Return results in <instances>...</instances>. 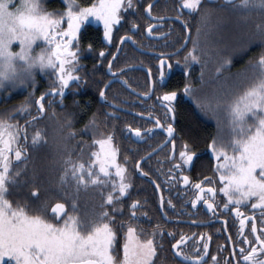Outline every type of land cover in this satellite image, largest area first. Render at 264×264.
Instances as JSON below:
<instances>
[{
    "label": "snow or ice",
    "instance_id": "snow-or-ice-1",
    "mask_svg": "<svg viewBox=\"0 0 264 264\" xmlns=\"http://www.w3.org/2000/svg\"><path fill=\"white\" fill-rule=\"evenodd\" d=\"M61 3H65V0H61ZM135 6L136 0H94L85 6L79 0H66V7L48 9L45 0H19L18 3L16 0H0V90L6 89L11 93L20 86L26 89L31 86L32 89L19 107L0 114V264H157L154 257L157 256L158 247L163 245H158L156 238H162L165 229L156 224L149 232L138 223L141 216H147V213L136 211L144 205L137 199L131 200L127 220L117 219L109 211L113 206L123 209L121 199L130 194L132 187L127 170L129 158L125 156L124 163L118 160L119 149L114 144V132L99 133L100 138L87 145L93 148L87 157L84 147H81L78 156L73 157V148L67 144V139L77 133L70 128L73 122L71 115L65 114L62 122L57 119V124L60 130H69L63 134L62 141L57 142L55 151L59 155L51 161L53 168L56 165L62 168L55 180L59 198L55 203H51L52 197L39 199L41 189L35 186L39 171L51 172L53 168H46L44 163L37 165L35 161L32 163L31 194L37 202L33 205L17 202L13 206L7 198L9 186L21 183L20 177L28 166L29 154L24 146L29 142L27 126H35L37 120L48 114L47 108L54 103L53 99H47L48 96L59 95L62 104L65 90L71 82L86 81V77L80 75V68L84 67L80 63L81 54L91 51L93 46L89 43L86 48L82 47V26L90 17L102 22L103 35L107 41H111L114 26L122 20V10ZM153 7L154 0H149L145 14L149 20L156 22L147 23L145 34L149 38L165 35L155 31V28L164 27L163 21L171 19L155 15ZM180 8L190 13L199 12L196 36L184 37L185 40L191 39L192 47L182 61H177L184 65L186 78L190 75L193 61L201 64V85L205 83V69L209 60L214 62V71L218 74L210 95L191 82L184 84L183 92L195 100L203 113L217 116L220 109H226L230 117V138L225 140L219 135L213 136L207 144L210 154L215 158L214 174L195 182L185 174L190 170L185 165L194 166L195 160L199 158L195 150L199 136L195 130L189 132L188 139L181 142L178 156L175 154L176 141L171 138L175 135L178 90L163 91L157 96L164 113H146V117L153 120L151 127L143 129L129 123L126 128L136 137L157 127L164 129L173 146L171 159L175 161L170 169L173 175L169 184L175 181L177 185H191L193 197L185 204L196 207L202 202L207 211L219 216L225 227L227 221L221 210H227L235 204L230 210L238 219L236 236L241 239L234 240L229 256L242 259H233L232 264H264V0H217L214 6L203 0H183ZM178 18L190 33V21L184 19L183 13L179 11ZM233 18L235 26L243 32L237 50L245 51L258 41L261 51L258 57L249 59L244 68L224 76L223 70L231 66L232 59L219 55L220 43L224 39L222 29ZM249 21L252 22L250 27ZM131 30L139 31L135 22ZM119 40L117 51L110 54L112 59L108 60V71L111 77L131 89L132 85L122 75L130 66L125 64L122 68L114 69L113 64L125 43L131 42L137 47L141 45L128 32L120 36ZM17 44L18 50H13ZM180 47L182 50L186 45ZM157 55L156 69L163 81L166 67L170 69L172 64L168 61L169 54ZM99 57H105V49H100ZM37 70L54 85L39 96L34 95ZM147 75L149 78L154 75L152 67L147 69ZM112 82L115 81L110 79L105 88L99 90L101 97L107 99L106 88ZM242 84L244 86L241 88ZM150 85V91L143 93L145 97L160 86L154 80L150 81ZM13 113L27 115L24 126L14 119ZM51 116H56L55 109ZM97 120L94 113L85 129H97ZM161 120L172 122L165 125ZM21 134L24 144L20 143ZM42 143H47V138L42 130L37 129L31 136V146L39 148ZM144 158L141 157V160ZM21 160L25 161L24 167L14 169L13 162ZM140 164V160H137L135 167L143 175H149ZM217 184L222 186H214ZM89 187L99 192L98 207L91 213L78 215V194L81 188ZM155 187L159 189L160 184L156 183ZM105 188L110 190L105 193ZM221 193L222 202L219 198ZM249 203L251 214H246L242 206ZM167 205L175 209L171 198L167 200ZM160 207H164L163 194L160 196ZM257 208L261 210L259 228L255 214ZM163 215L167 217L166 212ZM249 221L250 230L246 233ZM167 235L174 239L171 249L178 264H204L210 255L209 243L206 242L211 240L210 235L205 237L201 233L198 239L196 234L191 238L180 234L179 239H175L172 231H167ZM190 239L196 243L189 246L186 242ZM228 239H233L231 233ZM197 251L199 254H195ZM211 259L212 264H219L216 255H211ZM159 264H164V261L161 260Z\"/></svg>",
    "mask_w": 264,
    "mask_h": 264
},
{
    "label": "trees",
    "instance_id": "trees-1",
    "mask_svg": "<svg viewBox=\"0 0 264 264\" xmlns=\"http://www.w3.org/2000/svg\"><path fill=\"white\" fill-rule=\"evenodd\" d=\"M19 1V0H18ZM171 1V0H168ZM47 8L48 9H56V8H64L66 7V0L65 3H61V0H45ZM94 0H79V3L82 6L88 5L93 3ZM148 3L149 0H146ZM204 3L213 4L217 2V0H204ZM169 3V4H168ZM166 4H168L166 6ZM180 3L172 4L170 2H167V0H161L159 1L154 7L153 12L158 13L157 11L161 9L168 10L169 13L178 14L179 12L183 13V17L191 18L189 27L191 29L192 35L191 37L196 36V22L197 18L199 16V12H189L187 9H181ZM139 6V0H137V7ZM144 6H141V9L144 10ZM135 8L131 9H125L122 10V20L119 24L115 25L113 29V38L112 41H106L103 35V26L100 24H94V21H92V17L89 18L90 21H86L85 25L82 26V32H83V39H82V47H87L89 43L92 44V50L94 52H85V53H91L96 58L92 59L90 57H86L85 53H82V59L80 63L84 65V67L80 68V75L82 77H86V81H81L80 83H77V93L76 95L79 96L78 102H80V105L78 107H73V110L76 114L75 119L77 121L82 122L84 120V117L88 116L95 107L96 102L98 101V94L99 90L104 86V84L107 82L108 75L106 72V68L108 65V60L111 59V53L116 52V45L119 44V38L120 36L124 35L125 32L130 31V21L131 17L133 15ZM253 16L255 17L256 14L253 13ZM258 19V17H257ZM93 22V23H92ZM94 24V25H92ZM252 24L251 21L248 22V26L250 27ZM66 26V25H65ZM87 27V28H86ZM224 39L220 43V56L223 57H231L232 64L229 67H226L223 72L224 76H229L231 73H235L239 71L240 69L244 68L246 66V62L249 59H254L258 57L260 51H261V45L257 41L253 45H251L247 50L245 51H239L237 50L239 48L240 42L242 41L243 32L239 27L235 26V18H233V21L229 22L227 26L223 27L222 29ZM186 36V32L183 31V33H177L176 31L173 33V40L168 43L169 46H171L169 49L174 50L179 48L178 46L183 42L184 37ZM214 39L216 37H213ZM202 42V41H201ZM39 43V42H38ZM18 45V44H17ZM42 46V45H40ZM192 47V41L190 39L189 45L187 47L186 53L188 50ZM16 48V47H15ZM100 49H105V57L101 59L99 57V51ZM39 50V49H37ZM185 54V52L183 53ZM181 53L180 57L183 55ZM184 56L180 61L184 59ZM153 57L150 55L143 54L141 52L136 51L130 44H126L123 48V53H121L117 60L114 62V67H122L125 64L133 65L138 63H143V59ZM154 59V57H153ZM207 59V58H206ZM174 67H181L184 69V65L182 63H173ZM154 71H156L155 67ZM185 70V69H184ZM190 75L186 78V75L179 76L175 75L172 77V79L169 80L167 86L163 85L156 87L155 96L153 97V100L157 101V96L159 94H162L163 91H171V90H178V125L180 132L186 139H188V134L192 130H195L196 133L199 136V142L196 144L195 149L199 152V159L196 162H209L208 167L210 169H214L215 167V158L210 154V149L207 147L208 141L212 139L213 136H221L225 140H228L231 136L230 133V117L227 113L226 109H220L217 116H213L211 114H205L203 113L198 107L194 99L190 98L186 93L183 92V87L186 82H191L193 86L195 87H202L204 93L211 94L214 85L216 84L215 77L218 75L214 71V62L212 60H209L207 68L205 69V83L201 85L200 80V73H201V64L199 62L193 61L191 63L190 69H189ZM127 74L131 75H138L141 76V82L138 85H133L132 80L129 78V84H132L133 87L135 86L137 89L140 87L141 89L150 90V84L149 79L147 78V74L144 71H132L128 72ZM155 75V74H154ZM96 78V79H95ZM103 78V79H102ZM37 83L35 86L34 95L39 96L41 92H46L49 87L54 86L50 84V80L48 77L45 76V74L39 72L37 70L36 74ZM158 84V82H157ZM244 85L242 84L240 87L242 88ZM95 87V88H94ZM118 89L115 93L118 94L120 98L123 97L124 92L131 97V93L126 91L122 86L118 85ZM31 86L29 88H25L24 86H20L16 89L12 90V94L8 93V91L0 90V102L3 97H5L7 94H11V96H21L19 100L10 101L8 103H5L3 105H0V114H3L5 110L11 111L13 107H19L21 102L24 101L25 97L28 95L29 91H31ZM111 88L107 90V94H113L110 92ZM91 92L93 94H91ZM69 91L67 90L66 95H68ZM59 96V95H57ZM11 97H9L10 99ZM47 99H52V96L47 97ZM87 101L88 104L85 103ZM55 109L56 116L52 117L51 113ZM47 115H45L44 118L39 119L36 121V125L27 126V133H28V143L25 145V148L27 149V152L29 154V161L27 169L23 172L22 176L20 177L21 183H18L16 185H10L9 186V196L13 197L14 199L18 200L21 205H23L25 202H27L29 205L35 204L37 201L33 198V196L28 195V192H31L32 188V182H31V174H32V163L35 160V155H38V160H35V163L40 165L42 163L45 164L46 168H53L51 165V161L55 159L59 154L55 151V147L57 142L62 141L63 134L66 133L69 129L65 128L63 130H60L58 128L57 119H59L60 122H62L65 118V114H70L72 117V113L70 109L68 108V99L64 97L63 103L57 102L53 103L51 107L47 108ZM32 114H35L34 108L32 111ZM91 115V114H90ZM14 119L18 121V123L21 126L25 125V120L28 119L27 115L24 113H13ZM83 116V117H82ZM73 118V117H72ZM100 119V124L104 127L105 122ZM73 120V119H72ZM219 122V123H218ZM81 124L75 123L73 120L72 124L70 125V128L74 130L75 132H79V128ZM40 129L43 131V135L47 138V143H42V145L39 148H33L31 146V136L32 134L37 130ZM88 130L91 133V137L95 136L96 138H100L99 133H101L100 129H93L88 128ZM94 132L96 135H94ZM59 136V138H57ZM90 136V135H89ZM23 138V136L21 137ZM60 139L61 141H58ZM89 144L92 142L89 138ZM121 141V140H120ZM119 141V142H120ZM70 140L67 139V144L70 146ZM122 143V142H121ZM121 155L122 157L126 154L129 144H121ZM71 147V146H70ZM97 147V146H95ZM93 150L92 147H88L86 151V157L87 155ZM73 157L78 156V153L76 149L72 150ZM154 157V156H153ZM139 156H135V158L130 159V162H128V168L133 170V177L136 182H138L136 185L132 184V187L130 189V194L132 192L136 191L137 195L141 192L140 196L146 197L151 195V201H152V209L153 213L159 214V198L157 196L155 187H153L150 182L147 180H143L139 178V176L135 172V163ZM47 162V163H45ZM146 163V162H145ZM153 164V167H155V163L159 164L158 162H151ZM15 164V162H13ZM18 164V168H22L25 165V161L21 160L20 162H16ZM144 167V164H143ZM15 169L16 166H13ZM61 168L59 165H56L51 172L49 171H39L38 176L44 175L48 177L51 180V183L48 185L45 190V188L40 185V189L43 193V196L40 197V200L45 199L46 197H52L51 203H55L56 199L59 198V189L57 188V185L55 183L56 178L59 175V170ZM150 175L154 178H156V175L150 171ZM37 176V177H38ZM158 180V177L156 178ZM27 182H24V181ZM37 186V184L35 185ZM89 189H94L92 187H89L87 189L81 188L80 195H78L77 199V214L78 215H84L86 213H91L92 209H96L98 207L100 199H94V197H88L86 195V191ZM106 190H110L107 188ZM147 190V191H145ZM151 193V194H150ZM129 197V196H127ZM141 197H137L136 199H140ZM123 198L121 199V203L123 205ZM32 201V202H31ZM89 209V210H88ZM160 215V214H159ZM159 264V262H157Z\"/></svg>",
    "mask_w": 264,
    "mask_h": 264
},
{
    "label": "flooded vegetation",
    "instance_id": "flooded-vegetation-1",
    "mask_svg": "<svg viewBox=\"0 0 264 264\" xmlns=\"http://www.w3.org/2000/svg\"><path fill=\"white\" fill-rule=\"evenodd\" d=\"M161 1V0H159ZM158 1V2H159ZM204 1V0H203ZM157 2V3H158ZM172 4L180 3V0H171L168 1ZM183 0H181V3ZM156 3V4H157ZM155 4V5H156ZM169 4V3H168ZM166 4V6L168 5ZM144 6V10L141 9V6ZM147 2L146 0H139V6L137 7V0H136V6L133 12V15L131 17L130 24L132 25L133 22L136 23L139 31L131 30L130 25V31L129 35H132L136 38V40L140 43V48L149 50L152 53H144L142 51H139L136 49L135 44L127 42L124 44H130L136 51L141 52L146 55L153 56L143 59V63H138L137 65H141L143 67L149 68V67H155L158 60V53H166L169 54L171 52L176 51L180 48V46L184 43L183 42L178 46L179 48L171 50L169 49L171 46H169L168 43H170L173 40V33L176 31L177 33H183V31L186 32V29L182 25L181 19L178 18V14L169 13L166 9H161L157 11L158 13L153 12L155 15L160 16H167V17H173L174 19H165L163 21L164 27L155 28V31L162 32L165 35L163 36H157L154 38H149L148 35H146L147 30V23H156L155 21L149 20L147 15L145 14ZM154 5V6H155ZM139 9V11H136V9ZM185 19V18H184ZM190 21L191 18H186ZM90 21V20H88ZM93 23V22H92ZM94 24H100V23H94ZM92 24V25H94ZM102 25V24H100ZM87 28V27H86ZM120 41V40H119ZM189 45V44H188ZM123 46V48H124ZM188 47V46H187ZM187 47L172 56L168 55V60L172 64V69L169 72L168 68L166 67V76L163 79V81L160 80L159 74L156 71H154L153 68V75L152 78L154 81L158 82V85L162 86L168 84L169 80L172 79L175 75L183 76L185 75V70L181 67H174L173 63H176V61H180L183 57V55L186 54ZM86 48V47H85ZM85 52H94L91 51H85ZM83 52V53H85ZM185 52V54H183ZM123 53V49L121 51ZM120 53V54H121ZM181 53L183 54L182 57H180ZM86 57H90L92 59L96 58L91 53H85ZM117 60V59H116ZM123 67V66H122ZM122 67H114V69H119ZM137 71L136 70H130L128 72ZM144 71L147 74L146 70H140ZM106 72L108 75L107 82L110 81V79L114 78L111 77V74L109 73L108 69L106 68ZM128 72L122 73L125 79H127L128 83L131 79L133 82V85H138L141 82V76L138 75H131L127 74ZM178 72V73H177ZM177 73V74H176ZM129 77V78H127ZM147 78L149 79L150 84V78L147 75ZM96 79V78H95ZM103 79V78H102ZM130 80V81H131ZM106 82V83H107ZM105 83V84H106ZM104 84V86H105ZM118 85L122 86L126 91L131 93V97H129L125 92L122 98L118 96L117 93H115L118 89ZM132 85V84H131ZM132 88L140 91L141 93H144L147 90L141 89L138 87V89L134 86ZM77 83L71 82L70 87L66 88L65 93L63 95L68 99V108L70 109L71 113H75L73 110V107H78L80 105V102H78L79 96L76 95L77 93ZM104 86L102 88H104ZM151 87V85H150ZM159 87V86H158ZM95 88V87H94ZM113 94H107L106 91V97L101 98V96L98 94V101L95 104V107L88 116L84 117V120L82 122L77 121L76 114L72 115V119L77 124H81L79 128V132H76L77 135L73 137H69L70 140V146L73 149H76L78 155L80 154L81 147H84L85 155L86 151L88 149L89 145V138L91 141L96 138L95 136L91 137V133L88 129H85V125L88 123L92 115L95 113L98 120V129L101 130V133L105 132H114V144L116 146V142L121 144H129V148L125 154L129 159L127 160V167L128 162H130V159L135 158V156H139L137 160H141V157H145L146 154L148 155L150 152L161 146L165 143V145L153 156L149 157L145 161H143L141 168L144 169V172L149 173L152 171L156 175V178L158 177V180L156 178V183L160 184V189L164 197V211L167 213V217H165L161 211L160 207V192L158 189L154 186V184L147 179H144L140 177L137 173V168L135 167L136 174L139 176V178L143 180H147L150 182V184L155 187L157 196L159 198V211L160 215L157 213H153L152 209V201L151 195L142 197L137 195V192L134 191L132 194H126L123 197L124 207L123 209H116V211L112 212V215L115 216L117 219L120 220H127L129 212L131 209L129 208V205L131 203V200L136 199L138 196L141 197L140 199H137L141 202L142 205H144L142 208H137V213H147V216H141L138 223L145 228L147 231H151L152 227L156 224H159L162 228L165 229V235L161 238L160 236H157L156 240L158 245H163V247H158V253L157 256L154 257V260L157 262H160L161 260L164 261V264H178L177 258L173 256V250L171 249V243L174 242L173 237H170L167 235V231H172L175 234V239L180 238V234H186L190 238L193 236V234H196L197 239L199 238V234L203 233L205 237L211 236V240H206L207 243H209V253L210 255L207 256L206 260L204 261V264H212L211 255H216L217 260L219 261V264H232L233 259H242L239 257L233 258L229 256V253L233 247L234 240H239L241 237L236 236V231L238 228V219L235 217V213L231 212V207H235V204L230 205V208L227 210H221L223 216L225 217V220L227 221V227H225L224 223L220 221L219 216H214L213 213L206 210V207L201 203H199L196 207H193L190 203L185 204V201H188L190 197H193V191L191 190V185L184 186L183 184L177 185V182L173 181L171 184H169V180L171 179L173 173L170 171L172 165L175 163L171 159L173 155V146L170 142V140L167 137V133L162 128H155L151 132L142 133L141 137H136L134 134H130L128 129L126 128V125L131 123L133 127H142L143 129H148L153 124V120L148 119L146 117V113L151 111L154 115H163L164 113V107L161 105V102L159 100L155 101L153 100V97L155 96V91L153 92L152 96L148 99H144L131 91H129L126 87L123 86V84L120 81L113 82L110 87ZM108 88V89H109ZM67 90L69 91L68 95H66ZM150 91V90H149ZM91 94H93L91 92ZM49 97V96H48ZM54 100V103L60 102L61 97L55 96L52 97ZM113 101H115V106H113ZM86 104L87 101H85ZM112 103V104H110ZM124 108L127 111H123L119 108ZM178 104L176 103V120L174 123V129H175V135L171 138L176 141L175 145V154L178 156L181 142L184 140H187L186 137L182 135L179 129V121H178ZM133 111L134 113H132ZM112 113H115L114 115ZM141 113H144L145 115H141ZM83 117V116H82ZM105 122V126L103 127L100 124V119ZM172 122L171 120H161L162 124H167ZM90 135V136H89ZM23 134H21V137ZM80 142H83L81 144ZM20 143L24 144V138H21ZM26 145V144H25ZM24 145V146H25ZM74 146V147H73ZM98 147V145H96ZM118 149V144L116 146ZM196 150V149H195ZM198 152V150H196ZM120 152V150H119ZM199 153V152H198ZM199 159V158H198ZM198 159L195 160L194 166L193 165H185L186 169H189L186 171L185 174L189 175L190 179L195 182L197 180H203L205 177L212 176L214 174V169H210L208 167L209 162H196ZM118 160L120 161L119 157ZM121 162V161H120ZM125 161H122L121 163H124ZM146 162V163H145ZM151 162H158L159 164L155 163V167H153V164ZM144 164V167H143ZM38 165V164H37ZM62 171V168L59 170ZM130 179V178H129ZM51 180H49L50 182ZM131 183V181H130ZM37 187H40L42 185L45 190L47 188L46 181L39 178L36 180ZM49 185V184H48ZM217 187L222 186V184L214 185ZM147 191V190H145ZM151 194V193H150ZM43 196L42 191H40L39 198ZM129 196V197H127ZM171 198L173 205H175V209L173 210L171 206L167 205V200ZM207 198V197H206ZM219 198L221 199V202L223 201V194H219ZM242 211L246 214H251V204H247L242 206ZM260 209L257 208L255 210V214L257 216V223L259 228V219H260ZM194 213V214H192ZM176 220V221H171ZM199 221H205V223H197ZM250 230V221L248 226L245 229V232L247 233ZM231 233L233 235V239H228V235ZM191 246L192 244L196 243L195 240H189L186 242ZM238 251V249H237ZM195 254H199V252H195ZM7 262V261H6Z\"/></svg>",
    "mask_w": 264,
    "mask_h": 264
},
{
    "label": "rangeland",
    "instance_id": "rangeland-1",
    "mask_svg": "<svg viewBox=\"0 0 264 264\" xmlns=\"http://www.w3.org/2000/svg\"><path fill=\"white\" fill-rule=\"evenodd\" d=\"M16 2L18 3L19 1L18 0H16ZM145 11H146V9H145ZM92 21H94V23H100V24H102V22H99V21H97L96 19H92ZM102 26H103V24H102ZM115 27V26H114ZM114 29V28H113ZM105 38V37H104ZM105 40H106V38H105ZM107 41V40H106ZM112 41V40H111ZM111 41H109V42H111ZM13 50H18V45H16V48H14ZM12 94V93H11ZM11 94H7L5 97H3L2 99H1V102H0V105H3V104H5V103H8V102H10V101H15V100H19L20 98H21V96H19V95H17V96H11ZM9 97H11L10 99H9ZM57 138H59V136H57ZM58 141H61L60 139H58ZM119 142V141H118ZM118 142H116V146H117V144H118V147H119V150L121 151V146L119 145V143ZM118 157H119V159H120V161L122 162V161H124V157H125V155L122 157V155H121V152H119V154H118ZM35 160H38V155H35ZM34 160V161H35ZM15 162V164H13V166H16V168H18L19 166H18V164H16V161H14ZM20 162V161H19ZM134 167H135V165H134ZM127 170H128V176H129V180L133 183V185H136L138 182H136L135 180H134V177H133V170H132V168L131 169H129L128 167H127ZM135 172H136V170H135ZM39 178H41V179H43V180H45L46 181V184H50L51 183V181L49 182V178L48 177H46V176H44V175H40V176H38ZM38 177H37V179H38ZM107 188H105L104 189V191H105V193L107 192V191H109V190H106ZM81 193H79L78 195H80ZM28 195H31L32 196V194H31V192L29 191L28 192ZM86 195L88 196V197H94V199H100V196H99V192L96 190V189H89V191L87 190L86 191ZM7 198L9 199V200H11L12 201V203H13V206H16V203L17 202H19L18 200H16V199H14L13 197H10L9 196V193H8V195H7ZM32 202V201H31ZM115 209V210H114ZM116 209L117 208H115V206H113V208H110L109 209V211L112 213V212H114V211H116ZM89 210V209H88ZM94 209H92V211H93ZM8 260V258L6 257L5 258V262Z\"/></svg>",
    "mask_w": 264,
    "mask_h": 264
},
{
    "label": "water",
    "instance_id": "water-1",
    "mask_svg": "<svg viewBox=\"0 0 264 264\" xmlns=\"http://www.w3.org/2000/svg\"><path fill=\"white\" fill-rule=\"evenodd\" d=\"M159 0H154V5L158 2ZM171 19H174L173 17H171ZM187 31V30H186ZM187 35H190L191 36V31H190V33L187 31ZM189 41H190V39H188V40H185L184 41V43L183 44H185L186 45V47H187V45L189 44ZM120 43V42H119ZM131 43V42H130ZM124 46V45H123ZM186 47H184L182 50H181V47L178 49V50H176V51H174V52H172V53H169V56H172V55H175V54H177V53H179V52H181V51H183ZM123 49V48H122ZM122 49L120 50V53H121V51H122ZM136 49L137 50H139V51H142V52H144V53H152V54H155L153 51L152 52H150L149 50H145V49H141L140 47H137L136 46ZM117 51V50H116ZM120 55V54H119ZM112 59V58H111ZM169 61V60H168ZM132 69H144V70H146L147 71V69L148 68H146V67H143V66H141V65H131L130 67H129V70H132ZM171 69H172V67L170 68V69H168L169 70V72L171 71ZM129 70H127V71H129ZM127 71H124V72H127ZM123 72V73H124ZM111 80H114V81H120V80H118V79H116V78H112ZM151 80H153V78L151 77L150 78V81ZM122 84H123V86L124 87H126L129 91H131L132 93H134V94H136V95H138V96H140V97H142V98H144V99H148V98H150L151 96H152V94H153V92H151L150 93V95L148 96V97H145L144 95H143V93H141V92H139V91H137V90H135L134 88H128L122 81H120ZM113 83V82H112ZM111 83V84H112ZM110 84V85H111ZM105 88V87H104ZM108 89V87L106 88V90ZM101 98H103V97H101ZM110 104H112V103H110ZM117 108H119V109H121V110H123L124 108H120V107H118L117 106ZM123 111H127V110H123ZM132 113H134L133 111H131ZM165 145V143L164 144H162L161 146H159L158 148H156L155 150H153L152 152H150L148 155H146L145 156V158L143 159V160H140V162H141V164H140V166L142 165V163H143V161H145L146 159H148L149 157H151V156H153L155 153H157L163 146ZM137 173H138V175L140 176V177H142V178H144V179H147L148 181H150V182H152L153 184H154V186H155V184H156V181L150 176V175H147V176H145V175H143L141 172H140V170L137 168ZM158 191L160 192V196H161V194H162V192H161V189L159 188L158 189ZM161 211H162V213H165L164 212V207H161ZM171 221H176V220H171Z\"/></svg>",
    "mask_w": 264,
    "mask_h": 264
}]
</instances>
